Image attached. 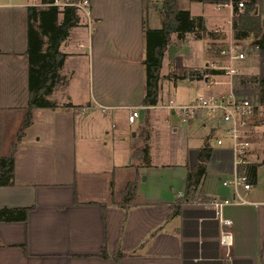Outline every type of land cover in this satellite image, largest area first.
I'll list each match as a JSON object with an SVG mask.
<instances>
[{"label": "crops", "instance_id": "crops-1", "mask_svg": "<svg viewBox=\"0 0 264 264\" xmlns=\"http://www.w3.org/2000/svg\"><path fill=\"white\" fill-rule=\"evenodd\" d=\"M91 1L93 22L87 25L79 13L80 23L61 45L67 53L60 70L63 80L49 96L58 108L34 109L31 125L16 148L15 180L0 186V208L31 207L26 221H0V264H115L112 257L120 251L124 256L119 264H264L263 131L259 130L254 142L258 172L252 190H236L223 184L234 175L233 155L228 144H213L206 134L203 145L209 141L213 156L195 192L196 199L182 202L189 171L198 162L203 145L192 151L191 161L181 165L183 181L175 188L174 181L159 172L171 169L172 164L158 162L153 155V118L155 111L162 109L144 108L143 103L145 25L162 27L165 0ZM30 5L45 6L41 0H0V19L7 15L0 26L2 156L13 150L30 97L26 54ZM179 7L189 10L193 17L202 16L206 30L216 35L198 38L187 34L203 41L208 58L204 65H189L188 70L161 71L159 86L164 99L172 97L170 87L164 85L167 77L170 84H190L198 79H191L192 74L232 65L238 68L233 77L236 88L258 92L264 103L258 83L264 79V49L253 44V36L235 39L233 8L218 7L207 0H179ZM196 7L202 11L193 12ZM223 8L228 10L222 12ZM10 10L17 17L9 15ZM257 11L264 30V0L259 1ZM59 18L62 20L61 14ZM174 35L179 37L172 34L163 62L174 47ZM231 43L246 52L245 59L230 61L221 55ZM206 76L208 81L215 77L229 79L215 73L202 78ZM214 86L227 88L225 84ZM133 108L140 109V113L135 122H130L128 115ZM2 109L7 111V124L12 125V144L9 138L4 145L2 142ZM128 124H135V129L126 130ZM178 127L174 125V131ZM224 128L217 117L208 134H222ZM146 132L150 165L134 156L144 147L145 136L143 139L141 134ZM149 170L159 173L151 179ZM150 179L152 184L144 187ZM132 181L137 183L136 194L124 203L126 186ZM217 197L242 198L246 202L224 205L218 215L209 204ZM175 205L180 209L173 215ZM225 230L233 234L231 246L220 241ZM104 248L109 257L101 255Z\"/></svg>", "mask_w": 264, "mask_h": 264}, {"label": "trees", "instance_id": "trees-1", "mask_svg": "<svg viewBox=\"0 0 264 264\" xmlns=\"http://www.w3.org/2000/svg\"><path fill=\"white\" fill-rule=\"evenodd\" d=\"M45 6L30 5L28 7V45L26 54L28 55L29 81L28 89L30 97L27 111L24 115L23 123L13 144V150L7 156L0 154V186H7L15 180V152L20 140L24 136L26 128L31 125L34 109L40 107L58 108L56 102L49 99L54 92L57 83L63 80L61 69L64 66L67 53L61 50L62 43L71 35L74 26L80 23L77 7L65 5L61 7L54 4V0H41ZM71 2L76 0H69ZM213 2H228L230 0H207ZM244 1L242 8L238 7V2ZM260 0H233V30L236 40H244L248 36H253V44L264 49V30L261 27V13L257 11ZM162 14L165 16L163 25L159 29L149 28L145 25L146 34V56L144 65L146 68V92L143 100L144 105L156 104L159 83L161 80V64L165 55V49L170 43L171 36L176 33L179 38L192 33L198 38H213L215 32H209L205 28V20L202 16L193 17L190 11L179 7V0H165L162 6ZM62 15L60 20L59 15ZM222 74L223 69H205L200 74L206 75ZM261 87V99L264 101V79L259 80ZM70 107L71 104H65ZM149 134H145V145L142 149L135 151L134 156L141 157L144 164H151L149 153ZM213 148L208 140L199 151L198 162L192 171H189L186 193L181 201L194 200L195 192L203 177L207 173L208 161L212 158ZM135 157V158H136ZM253 178L257 176V164L253 163L249 167ZM136 181L129 182L126 186L123 202H128L136 194ZM31 207H3L0 208V221H26ZM180 207L175 205L173 215L179 212ZM102 256L109 257L106 248L102 251ZM124 256L123 252H117L112 258L115 264L120 263Z\"/></svg>", "mask_w": 264, "mask_h": 264}, {"label": "built area", "instance_id": "built-area-1", "mask_svg": "<svg viewBox=\"0 0 264 264\" xmlns=\"http://www.w3.org/2000/svg\"><path fill=\"white\" fill-rule=\"evenodd\" d=\"M54 4L58 5H75L77 7L78 14L83 13L84 16L91 20L92 1L91 0H54ZM218 7H232L233 0L228 2H217ZM244 1L238 2V7L242 8ZM91 24V23H90ZM221 55L226 56L231 61L243 60L246 57V52L241 51L236 43H231L229 47L221 50ZM219 69H223L225 77L228 80L217 79L216 77L208 81L209 84L226 85L224 90H218L214 93L205 95H199L197 99L188 103H175L172 97L164 99L163 89L159 88L156 104L145 105V107L156 108H169L173 110L178 117L183 120L194 117L201 110H205L210 113H219V118L225 124L223 133L216 135V142L218 145H229L231 154L234 160V175L232 179L223 180V184L227 187L244 188L245 190H252L253 177L249 171L251 164L256 163L254 142L259 130L264 134V103L260 100L259 93L250 91L241 92L236 88L233 77L237 73L238 68L235 66H221ZM85 109V108H84ZM140 109L133 108L129 115L128 120L135 122L139 117ZM256 158V157H255ZM246 201L236 198H212L209 204L214 207L216 213L221 207L227 204L245 203ZM225 224H232L229 219H222ZM220 241L231 246L234 244L233 234L229 230H225L220 237Z\"/></svg>", "mask_w": 264, "mask_h": 264}, {"label": "rangeland", "instance_id": "rangeland-1", "mask_svg": "<svg viewBox=\"0 0 264 264\" xmlns=\"http://www.w3.org/2000/svg\"><path fill=\"white\" fill-rule=\"evenodd\" d=\"M62 1V0H61ZM185 1V0H184ZM62 7V5H60ZM214 6L212 11L216 13L214 10ZM228 8H223V11H227ZM3 9H0V18L3 16ZM195 11H202L201 8H195L193 9V12ZM211 11V12H212ZM2 12V13H1ZM11 10L9 11V15H13L15 17L16 14H13ZM83 14V13H81ZM84 15V14H83ZM5 15L2 19H0V26L3 25V22L6 19ZM86 23L93 22V18L89 20L86 16ZM81 20V18H80ZM173 44L174 47L171 48V51L167 53L164 62L162 61L161 64V71L166 72L169 71V69L175 68L179 71V69L188 70L186 68H189L187 66L189 65H204L206 62L205 60L208 58L205 50V45L203 44V41L200 39H194L192 35H187L184 38H177L176 35L173 36ZM73 59L68 60V64H71ZM183 67V69H182ZM78 70V69H77ZM189 72V71H187ZM79 76L80 71H78ZM168 80V81H167ZM170 79H167L164 81V85L167 87H170L172 98L174 99L175 103H188L192 100L197 99L199 95H205L209 93H214L218 90L217 87L210 85L208 82L205 81V79L200 78L195 80L194 82L183 83L181 81L178 82L177 85L170 84ZM166 83V84H165ZM223 86V85H221ZM226 87V86H224ZM80 106V105H77ZM170 111L174 112L173 110H170L169 108H163L162 110L157 109L155 111L156 116H154L153 121L156 124V132L154 134V139L152 141V148H153V155H155V159L158 162H168L172 164L170 166L171 169H164L160 170L162 175L165 177H168L171 179V181H174L175 188L178 185L182 184V177H184L181 166L184 163H187L188 161H191V153L195 149H198V147H201L204 143L205 137L204 135L207 134V136L210 137V142L213 144H217L216 142V134H213L209 132V128L212 124V122H215L217 120V117H219V113H210L205 110H201L197 115L194 117L188 118L183 120L181 117H178V115L174 112L173 114L170 113ZM7 111L1 110V114L3 116V133H2V142L4 145V142L8 140L12 125L7 124V118H5V114ZM170 119V121H167L166 119ZM176 123V124H175ZM179 125L178 131H174V125ZM136 127L135 124H128L126 127V130L131 131L134 130ZM20 129V128H19ZM18 129V130H19ZM17 130V132H18ZM119 128H115V131H118ZM151 131V130H150ZM68 136H70V132L67 133ZM141 138L144 139V134H141ZM12 139V137H11ZM9 143L12 144L9 138ZM8 143V144H9ZM218 145V144H217ZM257 155V154H256ZM253 159H256L253 156ZM150 171V178L154 175H156L159 172L156 171ZM124 175L125 172H123ZM263 173L261 172L260 176ZM126 177V176H125ZM124 177V178H125ZM233 176L228 177V179H232ZM148 180L147 183H143L144 187L147 188L152 184V180Z\"/></svg>", "mask_w": 264, "mask_h": 264}, {"label": "water", "instance_id": "water-1", "mask_svg": "<svg viewBox=\"0 0 264 264\" xmlns=\"http://www.w3.org/2000/svg\"><path fill=\"white\" fill-rule=\"evenodd\" d=\"M202 77H203V74H199V73H197V75H193V74H192V75L190 76L191 79H195V78H196V79H197V78L200 79V78H202ZM205 80L208 81V77H207V76L205 77Z\"/></svg>", "mask_w": 264, "mask_h": 264}]
</instances>
